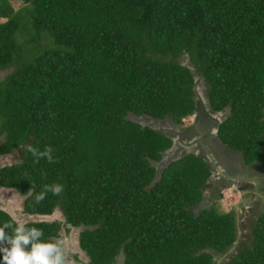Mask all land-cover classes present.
<instances>
[{
    "label": "trees",
    "instance_id": "16d2710c",
    "mask_svg": "<svg viewBox=\"0 0 264 264\" xmlns=\"http://www.w3.org/2000/svg\"><path fill=\"white\" fill-rule=\"evenodd\" d=\"M20 1L0 0V69L13 68L0 80V155L20 157L0 167V188L25 196L26 214L64 217L26 226L51 242L62 224L82 227L80 264L119 254L122 264H216L237 217L193 209L211 165L188 151L159 170L173 137L132 116L183 126L198 110V77L204 107L223 115L211 119L214 139L264 170V0ZM20 144L51 146L58 162H37ZM53 183L62 193L37 204ZM14 220L0 208V226ZM250 237L222 264H264V213Z\"/></svg>",
    "mask_w": 264,
    "mask_h": 264
},
{
    "label": "rangeland",
    "instance_id": "374dc122",
    "mask_svg": "<svg viewBox=\"0 0 264 264\" xmlns=\"http://www.w3.org/2000/svg\"><path fill=\"white\" fill-rule=\"evenodd\" d=\"M14 9L22 6L20 0H9ZM5 21L0 18V22ZM183 62L189 65L184 56ZM12 67L0 69V80L6 77ZM196 99L198 101V110L196 114L186 117L183 126L170 124L168 120H155L147 116H132L133 119L140 121L142 124L150 125L156 129L165 130L173 137L174 145L170 150L164 153L160 162L156 166L161 170L168 162L177 158L185 152L193 151L203 155L211 165L212 175L207 185L203 188V198L199 204L193 207L198 213L204 207L214 206L220 211L234 210L237 217V236L234 244L224 253L216 255V264L224 263L228 257L235 254L242 247L248 246L251 241L250 230L258 216L264 213V170L259 164L250 170L236 173L233 168L236 164H242L240 154H231L225 152L224 145L215 140V133L212 120L220 119V115H212L206 109L205 84L200 78H196ZM205 118V121H204ZM207 122L206 128L197 123L196 131L191 130L188 126L196 123L195 120ZM208 119V121H206ZM185 127H188L185 130ZM198 131V132H197ZM205 132L206 136L201 134ZM204 134V135H205ZM2 138H0V142ZM228 150V149H227ZM20 159L18 153L13 150L7 154L0 155V167L18 162ZM243 174V175H241ZM25 196L20 195L13 189L0 188V208L10 213V215L20 222L28 221H64V217L59 209L51 215L38 216L29 215L23 212V200ZM82 227H72L62 224L59 231V237L56 240L64 241L68 249L69 259L75 264H80L87 260L85 253L79 248L78 235ZM76 255L78 261L73 256ZM114 264H122V255L119 254Z\"/></svg>",
    "mask_w": 264,
    "mask_h": 264
},
{
    "label": "clouds",
    "instance_id": "9594fccd",
    "mask_svg": "<svg viewBox=\"0 0 264 264\" xmlns=\"http://www.w3.org/2000/svg\"><path fill=\"white\" fill-rule=\"evenodd\" d=\"M19 147L31 153L37 162L40 158H46L48 163L58 162L52 155L54 149L51 146H45L43 151L32 145L20 144ZM62 191L63 185L59 183L46 184L43 190L35 195V202L39 204L49 192L58 196ZM5 228L12 229L11 234H6ZM43 235L42 229L27 227L24 222H5L0 226V253L3 254V264H75L69 259L64 241H44L40 239Z\"/></svg>",
    "mask_w": 264,
    "mask_h": 264
},
{
    "label": "flooded vegetation",
    "instance_id": "af4514ba",
    "mask_svg": "<svg viewBox=\"0 0 264 264\" xmlns=\"http://www.w3.org/2000/svg\"><path fill=\"white\" fill-rule=\"evenodd\" d=\"M225 152H230L231 154H233V155H236L237 153H234L233 151H231V150H227V148L225 147ZM240 157H241V155H240ZM242 161V160H241ZM255 164H258V163H253V164H251V165H245L243 162H242V164H239V165H237L236 164V167L235 168H233L232 167V169H234L235 171H237L236 173H241V172H243V171H245L246 173H247V171L248 170H250V168H253V167H257ZM241 175H243V174H241ZM209 182V181H208ZM208 184V183H207ZM3 264V263H2Z\"/></svg>",
    "mask_w": 264,
    "mask_h": 264
},
{
    "label": "water",
    "instance_id": "95a60500",
    "mask_svg": "<svg viewBox=\"0 0 264 264\" xmlns=\"http://www.w3.org/2000/svg\"><path fill=\"white\" fill-rule=\"evenodd\" d=\"M38 216H40V215H38ZM78 243H79V239H78ZM79 245V244H78Z\"/></svg>",
    "mask_w": 264,
    "mask_h": 264
}]
</instances>
